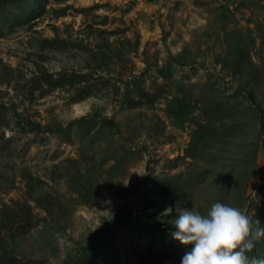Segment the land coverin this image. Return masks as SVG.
<instances>
[{"label":"rangeland","instance_id":"1","mask_svg":"<svg viewBox=\"0 0 264 264\" xmlns=\"http://www.w3.org/2000/svg\"><path fill=\"white\" fill-rule=\"evenodd\" d=\"M216 202L264 228V0H0V264H181Z\"/></svg>","mask_w":264,"mask_h":264},{"label":"clouds","instance_id":"2","mask_svg":"<svg viewBox=\"0 0 264 264\" xmlns=\"http://www.w3.org/2000/svg\"><path fill=\"white\" fill-rule=\"evenodd\" d=\"M174 228L176 240L194 245L181 264H264V259L249 255L255 242L264 237V228L253 230L246 209L220 202L213 203L206 215L181 209Z\"/></svg>","mask_w":264,"mask_h":264},{"label":"trees","instance_id":"3","mask_svg":"<svg viewBox=\"0 0 264 264\" xmlns=\"http://www.w3.org/2000/svg\"><path fill=\"white\" fill-rule=\"evenodd\" d=\"M102 123L104 125H106L107 127L111 128V129H115V130L118 129V124L115 121L111 120V119H106V118L102 119ZM58 130L62 131L63 127H60ZM30 131L31 132L37 131V125L36 124H32L30 126ZM49 131H53V130L49 129ZM134 221H142V222H145L147 224H152L153 223L152 220L150 219V217L146 213H140L137 218L129 217V218H126V219L113 221L103 231L105 233H113L116 230H118V229L122 228L123 226H125V225H127V224H129L131 222H134ZM96 245H97V238H93V239H91L88 242V244L82 250H83V252H86V251L96 247ZM74 264H79V263L75 262Z\"/></svg>","mask_w":264,"mask_h":264}]
</instances>
